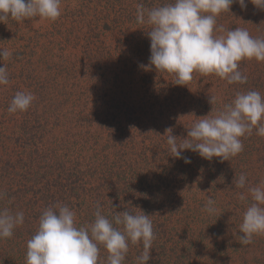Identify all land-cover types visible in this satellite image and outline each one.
I'll return each instance as SVG.
<instances>
[{"label":"rangeland","instance_id":"rangeland-1","mask_svg":"<svg viewBox=\"0 0 264 264\" xmlns=\"http://www.w3.org/2000/svg\"><path fill=\"white\" fill-rule=\"evenodd\" d=\"M169 2L62 0L55 21L0 23V49L10 52L0 58L10 76L0 86V209L24 212L13 237L0 239V264H25L45 208L69 206L80 226L94 221L97 202L110 219L126 209L150 215L156 238L147 264H264V234L240 243L253 201L235 186L242 173L249 185L264 184V137L255 129L242 137L243 151L229 161L184 150L191 160L185 164L172 156L165 133L172 128L182 143L196 120L220 111L237 92L264 95V61L240 62L245 84L194 72L185 86L175 85L173 74L149 66L150 29L136 22L138 4ZM246 3L216 17L215 36L238 27L264 38V9ZM17 91L35 100L9 113ZM209 197L215 215L202 211ZM142 251V242H129L124 264H136ZM99 264H107L103 245Z\"/></svg>","mask_w":264,"mask_h":264},{"label":"clouds","instance_id":"clouds-1","mask_svg":"<svg viewBox=\"0 0 264 264\" xmlns=\"http://www.w3.org/2000/svg\"><path fill=\"white\" fill-rule=\"evenodd\" d=\"M258 9H264V0H250ZM246 9V0H172L157 7H136V22L147 24L150 39L149 66L156 71L175 76V85L185 86L193 73L215 74L228 84H245L248 77L240 70L244 59L264 61V38H254L243 28L226 31L215 36L216 17L230 12L231 5ZM62 0H0V23L9 18L22 22L27 18L41 17L55 21L62 14ZM223 31V30H221ZM8 50L0 49V58L7 59ZM141 67H148L141 65ZM10 82L9 72L0 65V86ZM35 100L34 94L17 91L7 111L23 112ZM216 101L210 96V103ZM264 95L256 90L237 92L230 103L214 115L207 114L196 120L187 131L182 143L167 128L166 142L172 156L183 159L190 150L206 160L214 157L229 161L243 151L242 137L253 130L264 137ZM235 186L247 189L252 203L243 213L239 236L242 245L252 243L254 235L264 234V184L251 186L245 174H240ZM4 193H0L2 199ZM241 199L244 195L241 194ZM114 209V207L112 206ZM202 211L208 215L217 212L216 202L207 198ZM24 223V212L0 209V239L12 238L17 226ZM156 236L150 215L124 210L103 214L99 202L95 205L94 221L77 224L76 213L69 206L57 203L45 208L38 228L26 244L25 264H99L100 245L107 252V264H124L129 242H142L143 251L136 257V264H147Z\"/></svg>","mask_w":264,"mask_h":264}]
</instances>
